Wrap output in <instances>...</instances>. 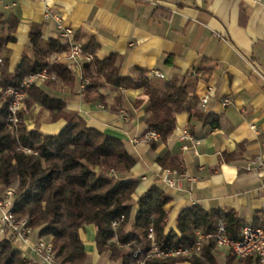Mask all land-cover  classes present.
<instances>
[{
	"label": "crops",
	"instance_id": "1",
	"mask_svg": "<svg viewBox=\"0 0 264 264\" xmlns=\"http://www.w3.org/2000/svg\"><path fill=\"white\" fill-rule=\"evenodd\" d=\"M157 10L169 16L155 18ZM54 15L73 31L80 47L93 42L95 57L115 56L121 74L136 77L146 71L157 86L181 83L186 74H198L201 60L208 59L204 67L211 73L193 93L204 118L181 111L170 139L154 149L143 139L148 130L140 122L142 109L133 107L142 97L141 89L103 84L100 92L105 98L93 104L83 101L78 78L72 86L57 84L48 92L66 101L67 115L76 114L88 127L122 140L136 159L130 173L139 180L135 199L159 182L170 197L167 231L176 227L183 208L193 206L233 210L244 225L264 223V167L257 164L264 161V0H0V32L6 33L9 23L16 21L14 42L6 46L9 72L20 64L23 53H31V26L40 30V41L63 43ZM53 61L67 64L60 53L51 54ZM206 95L210 100L202 107L200 100ZM117 97L121 106L114 111ZM225 99L230 102L223 106ZM24 117L30 130L38 117V131L48 136L66 125L63 118L50 121L38 104ZM183 128L192 140L180 139ZM166 153L178 160L179 170L157 164L156 158ZM166 176L175 181L173 187L164 181ZM34 235L39 238L37 231ZM94 237V227L86 226L82 233L86 264H113L103 261L105 254L96 251ZM29 249V245L21 247L22 252ZM215 255L217 264H259L254 257L238 259L221 247ZM25 257L30 264H40L36 257Z\"/></svg>",
	"mask_w": 264,
	"mask_h": 264
},
{
	"label": "trees",
	"instance_id": "2",
	"mask_svg": "<svg viewBox=\"0 0 264 264\" xmlns=\"http://www.w3.org/2000/svg\"><path fill=\"white\" fill-rule=\"evenodd\" d=\"M168 16L169 13L158 10L154 14L155 18ZM15 27L13 20L6 33L0 32V191H14L11 211L16 220L26 219L31 229L49 242L55 264H86L82 233L88 225L95 229L96 251L107 255L113 264H217L214 239L206 240L197 254L166 258L151 254L153 243L163 252L188 247L195 242L197 231L215 233L219 222L225 235L237 241L244 225L237 212L205 211L199 206L183 208L177 215L176 227L167 231L166 206L170 197L159 182L135 199L139 180L131 178L130 173L136 159L127 152L122 140L88 127L76 114L67 115L66 101L48 92L57 84L72 86L75 82L76 76L67 65L50 62L51 54L67 50V45L53 39L40 41V30L31 26L28 45L31 53H23L17 68L8 71L6 46L14 42ZM81 48L93 56L90 63L81 67L82 78L89 80L83 90V101L103 102L105 96L100 92L103 84L119 90L141 89L142 97L133 102V107L142 109L140 122L158 135L157 141H149L151 148L157 143H167L175 129L176 115L181 111L204 118L196 109L193 93L197 83L211 73L204 67L208 59L201 60L198 74L191 72L181 83L166 82L157 86L146 71L136 77L121 74L115 56L102 60L95 57L97 47L93 42ZM44 69L51 79L40 87H31L24 104L27 109L38 104L49 113L50 121L63 118L66 125L59 133L48 136L38 131L40 115L31 130L26 118L20 116L11 131L6 89L19 87L23 79ZM120 100L117 97L114 111L120 109ZM156 162L163 169L179 170L178 160L169 153L157 157ZM252 225L264 230V223ZM28 263L13 236L5 233L0 237V264Z\"/></svg>",
	"mask_w": 264,
	"mask_h": 264
},
{
	"label": "built area",
	"instance_id": "3",
	"mask_svg": "<svg viewBox=\"0 0 264 264\" xmlns=\"http://www.w3.org/2000/svg\"><path fill=\"white\" fill-rule=\"evenodd\" d=\"M35 1V0H32ZM56 25L59 31V37L63 43L67 45V50L61 52L60 54L65 57L67 61V68L79 79V93L82 95L83 90L86 85L89 84V80L82 78L81 67L84 63H90L93 56L84 53L80 45L73 38V31L64 27L61 18L58 15H54ZM2 65V57L0 55V67ZM156 76H160L158 73H154ZM51 79V75L46 69L32 74L25 79H23L19 87H9L5 91V95L10 99V130L12 131L19 122L20 116H26L28 114V109L24 104V98L26 92L33 86L40 87L45 83V81ZM209 95L204 96L200 100V105L205 107L209 103ZM229 99H225L222 102L223 106L229 104ZM122 117H126L125 113H122ZM145 141H157L158 135L154 132L148 131L143 138ZM181 140H192V136L188 129L183 128L181 130ZM137 142V141H134ZM187 150V147H183ZM25 152H30L25 150ZM260 167H264V161L257 163ZM171 172H167L170 175ZM164 181L173 187L175 181L167 176ZM14 191L12 189H6L0 191V237L5 233L7 235L13 236L15 242H20L22 245L32 246L33 250L41 257V264H55L54 252L49 244L42 238H38L36 244L32 245L29 241V237L33 230L28 224L26 219L16 220L12 213V198ZM116 223L113 224L115 228ZM148 237L152 239V234ZM208 239H214L217 247L228 249L232 251L238 259H247L248 257H254L257 259L259 264H264V230L260 226H253L249 224L243 225L241 229V238L239 240H232L228 238L224 233V228L221 222L218 223L217 231L215 233H203L201 231L196 232L195 242L188 247H179L176 249H171L169 251L163 252L159 251L155 244L153 243V248L151 254L155 257H177V256H190L191 254H197L201 251L203 243ZM20 247V250H21ZM30 264V263H28Z\"/></svg>",
	"mask_w": 264,
	"mask_h": 264
},
{
	"label": "rangeland",
	"instance_id": "4",
	"mask_svg": "<svg viewBox=\"0 0 264 264\" xmlns=\"http://www.w3.org/2000/svg\"><path fill=\"white\" fill-rule=\"evenodd\" d=\"M37 240L38 239H37L36 235H34V231H33L29 237V241L32 243V245H34V244H36ZM15 245L20 249V247H21L20 242H15ZM22 246H24V245H22ZM29 247H30L29 252H26V251L23 252L25 254V256L31 255L33 257H36L37 261L40 259V264H41V262H42L41 257L33 250L32 246H29ZM102 259H103V261L108 262L107 255H103Z\"/></svg>",
	"mask_w": 264,
	"mask_h": 264
}]
</instances>
